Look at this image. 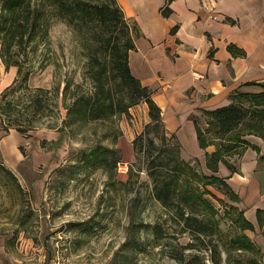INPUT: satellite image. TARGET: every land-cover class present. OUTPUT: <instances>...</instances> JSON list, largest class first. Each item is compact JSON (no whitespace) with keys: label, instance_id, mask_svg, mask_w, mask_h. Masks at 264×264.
Here are the masks:
<instances>
[{"label":"trees","instance_id":"trees-1","mask_svg":"<svg viewBox=\"0 0 264 264\" xmlns=\"http://www.w3.org/2000/svg\"><path fill=\"white\" fill-rule=\"evenodd\" d=\"M169 2L162 9L165 16L172 11ZM58 21L70 27V56L77 64L71 72L67 71L65 79L60 53L51 43V29ZM138 35V24L126 16L118 0H0V56L6 70L12 66L18 68V77L1 94L0 134L16 129L31 136L32 131L42 127L37 114L45 107L52 111L47 126L64 133L77 134L98 121L110 120L115 126L112 145H88L81 158L88 163H101L105 168L113 156L109 185H116L115 174L122 159V149L117 145L123 132L117 129L115 117L146 103L150 121L133 140L137 161L129 173L131 179L135 164L145 166L153 185L147 199L158 202L160 211L154 224L147 223L143 217L145 208L140 207L141 193H136L128 212L126 239L116 253L114 264H125L123 260L127 264H153L155 253L168 256L178 264H262L264 254L247 232L254 230V224L233 203L240 200L239 196L218 172L222 163L233 172L238 170L236 162L251 146L245 136L256 134L264 138V89L235 90L230 94V104L203 109L205 126L195 116L200 146L206 149L214 145L216 150L206 152L205 165L199 158L187 160L182 157L176 134L166 127L162 108L152 90L132 73L130 56L137 48ZM230 50L244 54L233 45ZM37 62L41 66L55 65L54 86L29 88L23 111V107H17L18 87L29 79L30 70ZM76 75L81 78L78 82ZM260 85L264 88V84ZM44 94L48 98L43 105ZM61 107L67 110V117L59 123L57 115ZM86 165L80 162L77 167ZM0 174L17 201L13 227L1 232H12L14 239L28 227L27 213L33 211V198L16 173L1 161ZM211 186L228 195L231 203L218 197ZM211 196L224 202L226 212L232 214L240 231L229 234L223 230L219 209ZM258 219L263 225L264 210H258ZM149 227L152 238L146 235ZM183 237L189 239L183 242ZM145 255L148 261L140 263V257Z\"/></svg>","mask_w":264,"mask_h":264},{"label":"rangeland","instance_id":"rangeland-1","mask_svg":"<svg viewBox=\"0 0 264 264\" xmlns=\"http://www.w3.org/2000/svg\"><path fill=\"white\" fill-rule=\"evenodd\" d=\"M51 43L60 53L59 62L65 79L67 71L71 72L77 67L76 61L70 56V27L58 21L51 29ZM55 70L52 63L44 66L35 63L29 79L18 87V109L23 107L22 110H25L24 96L29 88H53ZM17 77L18 68L12 66L6 70L0 56V98ZM80 80V76L76 75V81ZM116 87L120 89V85ZM47 98V94H44L43 105ZM59 98L62 103L63 93ZM143 104L146 103H140L131 108L129 113L115 117L117 129L123 132L117 145L122 149V159L115 174L116 185H109V175L113 173V156L105 168L101 167V163H88L81 158L83 149L88 145H112L115 126L110 120L98 121L80 129L81 132L77 134L64 133L47 126L52 111L50 107H45L37 114L42 127L32 131L31 136L16 129L0 134V161L16 173L33 198V211L27 213V229L14 239L12 232L2 233L14 225L17 201L12 191L6 188V180L0 174V264H114L116 253L126 239L130 205L138 192L141 193L140 207L145 208L143 217L147 223L154 224L160 207L158 202L147 199L153 185L146 168L140 163L135 164L131 178L133 181L129 173L132 164L137 161L133 140L146 124ZM57 116L61 123L67 117V110L61 107ZM199 118L201 125L205 126L202 113ZM12 132L21 135L19 145L13 146L12 139L8 138L2 149L3 139ZM15 156L19 158L14 160ZM80 162L87 165L77 167ZM210 188L226 203H231L228 195L218 187ZM211 199L219 209L223 230L229 234L240 231L232 214L226 212L228 208L224 202L213 196ZM146 235L152 238V228L147 229ZM188 239L181 238L183 242ZM152 258L153 264H178L160 253H155ZM146 261L147 255L140 257V263ZM123 263L127 264L126 260Z\"/></svg>","mask_w":264,"mask_h":264},{"label":"crops","instance_id":"crops-1","mask_svg":"<svg viewBox=\"0 0 264 264\" xmlns=\"http://www.w3.org/2000/svg\"><path fill=\"white\" fill-rule=\"evenodd\" d=\"M118 1L140 29L130 56L132 73L152 90L182 157L205 165L206 152L216 147L200 146L194 117L230 104L235 90L264 89V0H170L169 16L162 13L168 0ZM230 45L244 54H234ZM143 108L147 123L148 107ZM8 138L18 146L21 135L9 134L2 149ZM245 138L251 146L236 162L238 170L222 163L218 174L239 196L233 203L254 224L247 232L264 254V224L258 219V210H264V138Z\"/></svg>","mask_w":264,"mask_h":264}]
</instances>
